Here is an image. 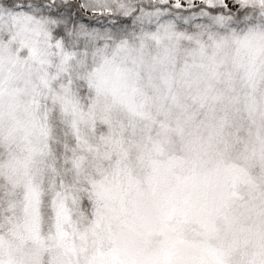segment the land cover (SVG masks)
Listing matches in <instances>:
<instances>
[{
    "label": "snow or ice",
    "instance_id": "1",
    "mask_svg": "<svg viewBox=\"0 0 264 264\" xmlns=\"http://www.w3.org/2000/svg\"><path fill=\"white\" fill-rule=\"evenodd\" d=\"M0 264H264V0H0Z\"/></svg>",
    "mask_w": 264,
    "mask_h": 264
}]
</instances>
